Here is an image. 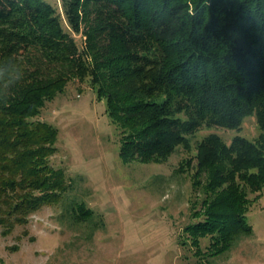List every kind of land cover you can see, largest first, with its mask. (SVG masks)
I'll use <instances>...</instances> for the list:
<instances>
[{
    "label": "trees",
    "instance_id": "1",
    "mask_svg": "<svg viewBox=\"0 0 264 264\" xmlns=\"http://www.w3.org/2000/svg\"><path fill=\"white\" fill-rule=\"evenodd\" d=\"M61 6L0 0V88L24 72L0 94L2 233L72 188L66 169L50 160L58 127L37 116L73 78L88 79L106 101L125 161H163L189 146L200 128L239 129L254 114L255 138L238 133L227 142L210 132L177 168L184 172L196 161L201 207L192 202L197 219L183 226L180 239L197 264L252 233L247 214L264 189V0H61ZM79 32L82 46L73 34ZM72 211L77 220L93 212L83 202Z\"/></svg>",
    "mask_w": 264,
    "mask_h": 264
},
{
    "label": "rangeland",
    "instance_id": "2",
    "mask_svg": "<svg viewBox=\"0 0 264 264\" xmlns=\"http://www.w3.org/2000/svg\"><path fill=\"white\" fill-rule=\"evenodd\" d=\"M46 1L62 11L61 0ZM73 34L82 46V33ZM37 118L58 127L50 160L66 169L72 188L58 204L43 206L11 232L2 233L0 226V264H197L193 248L180 239L183 226L197 219L192 202L201 207V193L193 187L196 161L184 172L177 168L210 132L230 142L238 133L255 138L260 130L251 114L239 129L200 128L189 146L179 145L163 161H125L106 101L97 99L88 79L76 78ZM75 202L93 210L90 218H74ZM247 216L252 233L240 234L229 250L204 264H264V189ZM208 242L202 239L203 246Z\"/></svg>",
    "mask_w": 264,
    "mask_h": 264
},
{
    "label": "clouds",
    "instance_id": "3",
    "mask_svg": "<svg viewBox=\"0 0 264 264\" xmlns=\"http://www.w3.org/2000/svg\"><path fill=\"white\" fill-rule=\"evenodd\" d=\"M23 75H24L23 70L19 71L16 77L14 78V80L11 81L10 85L6 84L3 88H0V94H4L5 89H10L11 87H14L18 82H20L23 79Z\"/></svg>",
    "mask_w": 264,
    "mask_h": 264
}]
</instances>
